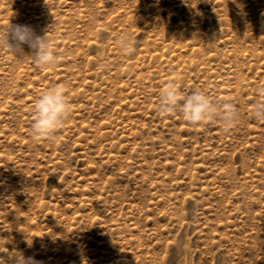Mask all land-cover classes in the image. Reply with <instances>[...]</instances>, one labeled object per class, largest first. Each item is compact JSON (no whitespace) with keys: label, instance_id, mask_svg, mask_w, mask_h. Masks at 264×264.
I'll return each mask as SVG.
<instances>
[{"label":"rangeland","instance_id":"obj_1","mask_svg":"<svg viewBox=\"0 0 264 264\" xmlns=\"http://www.w3.org/2000/svg\"><path fill=\"white\" fill-rule=\"evenodd\" d=\"M17 25L59 59L0 43V264H264V0H0ZM169 83L211 116L163 113Z\"/></svg>","mask_w":264,"mask_h":264},{"label":"clouds","instance_id":"obj_2","mask_svg":"<svg viewBox=\"0 0 264 264\" xmlns=\"http://www.w3.org/2000/svg\"><path fill=\"white\" fill-rule=\"evenodd\" d=\"M0 43L11 44L14 49L21 52L23 46L27 45L30 49L28 55L42 66H53L59 59L52 48L48 33L38 35L27 25L12 26L6 39ZM130 43L127 36L120 40V46L124 51H130ZM178 104L183 118L192 124L206 121L213 112L209 96L205 92H193L184 97L174 84L169 83L164 90L160 109L163 113L175 112ZM71 110L72 106L63 85L57 84L48 88L35 102V120L31 125V135L34 138L50 136L69 119ZM256 113H259L258 118H264V108L257 109ZM19 264H31V260L20 257Z\"/></svg>","mask_w":264,"mask_h":264}]
</instances>
